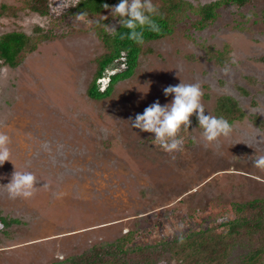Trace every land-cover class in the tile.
I'll return each mask as SVG.
<instances>
[{
  "label": "rangeland",
  "instance_id": "rangeland-1",
  "mask_svg": "<svg viewBox=\"0 0 264 264\" xmlns=\"http://www.w3.org/2000/svg\"><path fill=\"white\" fill-rule=\"evenodd\" d=\"M24 1L0 0L11 7L0 37L24 32L37 45L18 67L0 70V132L11 138L13 162L0 165V211L22 221L0 231V264H53L126 233L130 248L180 242L183 234L177 256L166 252L160 264H264L263 237L223 225L237 217L235 204L264 200V170L253 166L255 154L264 155V129L250 118L264 120V0L224 5L204 29L191 13L173 35L148 43L135 74L102 101L87 95L105 51L93 20L64 18L78 0H49L48 16ZM37 28L54 39H41ZM181 80L200 84L211 114L219 96L231 95L247 116L211 143L190 126L173 158L130 118L157 100L171 102L163 88ZM15 167L37 176L31 198L11 199L3 187Z\"/></svg>",
  "mask_w": 264,
  "mask_h": 264
},
{
  "label": "trees",
  "instance_id": "trees-1",
  "mask_svg": "<svg viewBox=\"0 0 264 264\" xmlns=\"http://www.w3.org/2000/svg\"><path fill=\"white\" fill-rule=\"evenodd\" d=\"M255 0H217L208 4L194 5L190 0H153L158 8V14L153 17L159 26L158 32L148 29L143 30L142 41H135L127 38V29L119 24L116 31L109 32L107 24L113 18L110 12L103 7L105 3L109 6L116 5L119 0H78L65 12L64 18L76 19L78 13L86 11L92 19V28L97 37L103 42L104 53L96 60V71L93 79L87 89L89 98L95 101H102L109 98L116 85L119 82L131 78L140 65V58L150 50L146 45L152 41L163 39L174 34L176 27L185 19L189 18L191 13L199 16L197 24L198 29H204L208 24L216 20L218 10L224 5H236L244 7ZM49 0H26V7L42 16L50 14ZM6 4L0 7V17L10 9ZM119 20V18H117ZM98 21L99 23H96ZM41 32V39L52 40L54 36L50 32ZM37 50L34 38L24 32L12 31L1 35L0 37V70L2 65L16 68L20 65L24 52H34ZM223 53H219L215 58L219 64H223ZM212 58V57H211ZM107 78L108 84L101 89V83ZM241 92L245 95L249 91L242 88ZM213 115L223 116L231 124L243 120L247 114L241 107L239 101L231 95L219 96L216 100ZM251 120L264 129V120L251 115ZM191 124L198 125L195 114L190 118ZM189 126V127H190ZM237 217L232 223L223 222V225L229 227L232 233L236 228L250 227L247 232L252 235H259L264 238V200H254L248 203H238L233 207ZM19 218H11L3 215L0 211V231L9 228L12 225L21 224ZM248 234V233H247ZM131 240V233H126L123 237L105 243L94 245L86 252L80 255H72L64 258L62 261H56L53 264H160L165 259V253L178 254V241H164L158 245L127 247ZM199 245V238L192 239L189 247L195 248Z\"/></svg>",
  "mask_w": 264,
  "mask_h": 264
},
{
  "label": "clouds",
  "instance_id": "clouds-1",
  "mask_svg": "<svg viewBox=\"0 0 264 264\" xmlns=\"http://www.w3.org/2000/svg\"><path fill=\"white\" fill-rule=\"evenodd\" d=\"M103 7L110 12L113 18H119V24L123 29L128 30L127 38L129 39L142 41L144 29L159 31V26L153 19L158 14V8L153 0H119L114 6L105 3ZM87 16L88 13L82 11L75 17L83 20ZM105 27L116 31L114 27L106 25ZM222 71L227 74L230 72V67L225 65ZM163 93L166 97H172L171 102L162 105L157 100L146 107L143 113H137L134 118H130V122L134 129L154 134L150 140L158 143L165 152L173 155V158L174 153L183 148L184 137L180 133L189 131L190 118L194 114L198 120V129L201 130V138L206 142H214L219 137L228 136L232 132L233 126L229 120L206 111L202 102L203 91L199 83H185L181 80L179 84L164 87ZM10 144L9 135L0 132V165L8 161L12 162ZM255 156L253 166L264 170V155L255 154ZM37 184L38 179L34 172L17 171L15 167L10 182L3 187L7 189L11 199H28L33 196ZM179 227L182 229L183 225ZM178 239L183 242V234H179Z\"/></svg>",
  "mask_w": 264,
  "mask_h": 264
}]
</instances>
